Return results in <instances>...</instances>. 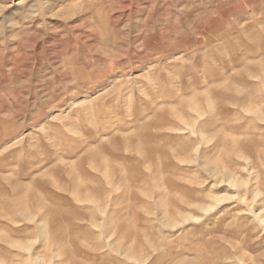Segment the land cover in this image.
Instances as JSON below:
<instances>
[{"label":"rangeland","instance_id":"374dc122","mask_svg":"<svg viewBox=\"0 0 264 264\" xmlns=\"http://www.w3.org/2000/svg\"><path fill=\"white\" fill-rule=\"evenodd\" d=\"M0 264H264V0H0Z\"/></svg>","mask_w":264,"mask_h":264}]
</instances>
